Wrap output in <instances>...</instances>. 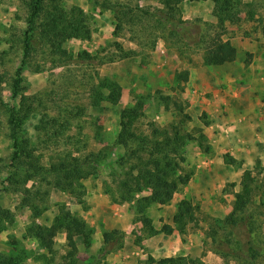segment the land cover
<instances>
[{"label":"rangeland","instance_id":"obj_1","mask_svg":"<svg viewBox=\"0 0 264 264\" xmlns=\"http://www.w3.org/2000/svg\"><path fill=\"white\" fill-rule=\"evenodd\" d=\"M28 1L0 0V94L8 105L14 102L12 84L22 58ZM56 1L64 8L83 9L88 16L90 37L67 40L63 47L72 59L68 65L55 69L51 68L44 50L36 45V52L22 73L20 94L36 95L47 101L46 112L60 120L68 119L69 127L60 138L47 135L52 130L41 129L44 111L37 107L25 120L20 136L36 150L34 155L44 168L55 161L56 151L71 152L73 156L99 152L102 163L93 175L80 181L83 204L51 183L52 178L47 174L29 181L25 187L31 193L25 194L8 180L12 142L8 137V112L0 110V207L11 211L14 217L0 232V253H11L10 243L16 241V249L27 255L21 264L62 263L65 234L44 229L51 225L59 205H65L83 218L91 233L87 246L81 237L76 238L77 264H148L150 257L156 261L184 257L186 264H248V257L245 259L240 253L221 254L231 247L219 245L225 240L222 222L232 211L235 193L251 183L254 188L248 213L253 216L256 244L262 249V256L256 260L263 264L264 0H240L250 6L242 7L243 20L238 25H226L222 39L230 40L233 50L219 73L198 51H184V48L180 51L178 42L165 31L153 32L150 29L153 23L144 24L149 31L142 34L140 21L125 20L115 34L113 12L98 7L93 0ZM110 1L134 8L164 9L160 0ZM247 10L254 12L252 21L246 18ZM175 16L186 23L185 29L190 28L183 36L185 42L192 43L202 30L212 31L210 26L216 24L210 1H182ZM83 52L90 55V60L79 59ZM185 70L189 78L180 92L174 75ZM231 75L236 78L229 79ZM101 79L109 80L112 87L102 90L104 100L92 108L90 88ZM167 96L181 101L184 113L191 120L182 123V116L175 108H165L162 97ZM139 98L144 102V110L136 123L138 132L148 133L151 122L159 127L172 123L181 125L194 137L182 150L185 159L182 173L189 176L188 183L179 187L167 205L151 204L143 210L137 200L148 196L150 191L143 190L131 202H121L116 183L129 168L117 165L124 153L115 144L120 114ZM204 156L218 159L213 160L211 175L197 182L193 180L197 170L193 158ZM226 157L233 164L227 163ZM201 185L204 191L199 188ZM24 197L30 202L28 206L23 205ZM175 214L187 219L184 234L176 231L169 236L151 234L149 225L142 222L147 217L160 230L164 224H172ZM105 233L111 237L106 243Z\"/></svg>","mask_w":264,"mask_h":264},{"label":"trees","instance_id":"obj_2","mask_svg":"<svg viewBox=\"0 0 264 264\" xmlns=\"http://www.w3.org/2000/svg\"><path fill=\"white\" fill-rule=\"evenodd\" d=\"M160 1L164 9L151 10L138 6L134 8L110 0H93L98 7L113 12L116 21L115 34L118 33L125 20L133 22L137 19L140 21L142 34L149 31V29L144 28V24L149 23L151 25L153 23L150 29L155 33L165 31L169 38L178 42V50L183 51L181 48H184V51H198L202 54L205 62L214 66L223 65L233 50L230 40L222 39L226 25H238L243 20L241 17L242 7L250 6V4H242L240 0ZM182 1H210L212 3V15L216 20V24L210 26L214 31L206 28L199 33L197 40L192 41V43L185 42L183 36L189 33L190 30L188 29L190 28L186 27L187 29H185L183 26L186 23L175 16V11ZM26 5L28 9L27 28L21 41L22 58L20 66L15 72L12 84L13 104L8 105L4 102L0 94V110L8 112V137L12 142L11 164L9 165L11 169L8 172V180L13 186L30 195V189L25 187L26 184L36 180L35 176L37 175L47 174L52 178L51 183H55L60 189L68 191L80 204H83L84 190L80 181L87 179L97 171L98 165L102 163L99 159L101 154L90 152L86 156H73L71 152L56 151L53 158L55 161L51 162L48 168L42 167L39 158L34 155L36 150L30 147L28 140L21 139L20 132L25 120L37 107L43 108L40 127L44 132L52 130V133H47V135L51 134L55 138L63 136L64 131L69 127V121L49 115L46 112L49 109L47 101L36 95L33 97L21 95L20 87L23 80L22 73L36 52V45L44 50L42 51L47 56L51 68H61L70 63L72 56L66 51L63 44L69 39H89L88 16L82 8L78 6L64 8L56 0H30L26 2ZM245 15L249 21L254 19L252 10H247ZM119 49L122 51L120 47ZM79 59L82 61L90 60V55L86 52L80 53ZM39 70L35 69V71ZM188 78L189 73L186 70L174 75L175 82L181 88L180 92L183 91ZM111 87L112 83L106 79H101L97 85H91L89 92L90 107L100 106L105 98L102 90ZM162 102L165 108L171 106L177 110V114L182 116V123L191 120L190 116L184 113L181 101L167 96L162 97ZM143 110L142 98H139L133 106L122 110L119 133L115 140V144L122 147L124 151L119 156L117 165L129 167L122 179L116 181L119 185V200L131 202L135 195L143 190H149L148 196L137 200V204L142 210L151 204L167 205L179 187L188 183L189 176L182 173L181 165L185 160L182 150L190 140L194 139L182 129L181 125L172 123L165 127H159L151 122L149 123L151 130L148 133L138 132L136 123L143 117ZM202 138H204L203 135ZM225 160L229 164L234 162L228 157ZM253 188L251 183H247L240 192L235 193L232 211L222 222L225 240L222 239L221 243L219 242V246L226 244V246L231 247L228 252H221V254L231 255L233 253L237 255L240 253L245 259L248 257L246 260L248 264H258L256 258L262 256V249L256 244V232L252 225L253 216L248 213L252 204ZM29 204V200L24 197L23 205L28 206ZM13 220L11 211L0 207V232L4 229L5 224H10ZM142 222L149 225L151 234L162 233L165 235H171L175 231L184 234L188 224L186 217L182 214H175L172 218V224H164L160 230H156L147 217H144ZM44 230L49 233L62 232L65 234L66 252L62 256V263L60 264H77L78 246L76 238L81 237L86 246L91 240L90 229L83 218L71 212L65 205H59L51 225L45 227ZM103 237L105 243L111 240L107 233ZM15 242L11 241L10 243L13 246L11 253H0V264H21L27 258L23 251L16 249L17 243ZM105 251L106 249H104ZM149 261L148 264H186L184 257H167L158 261L150 257Z\"/></svg>","mask_w":264,"mask_h":264},{"label":"crops","instance_id":"obj_3","mask_svg":"<svg viewBox=\"0 0 264 264\" xmlns=\"http://www.w3.org/2000/svg\"><path fill=\"white\" fill-rule=\"evenodd\" d=\"M224 67H226V65L216 66V68H218V69H215L214 71L219 73V71H221ZM235 78H236L235 75H231L229 77V79H235ZM212 141H217V140L213 139ZM196 150L199 151L198 148ZM211 158L210 157L206 158L205 156L202 157V158H199L197 160H196V158H193V160H194L193 164H196V168H197V170H196V172L194 174V179H193L194 181L198 182L199 180H202V182H203V181H205L207 174H208V176L211 175V170H212L211 167H212V164H213V160L218 159V157L215 156L213 159H211ZM200 161H202V162L200 163V165H198V163ZM199 167H202V169H198ZM193 185H195V184H193ZM199 188H201V190H203V191L205 190V189H202V185Z\"/></svg>","mask_w":264,"mask_h":264}]
</instances>
